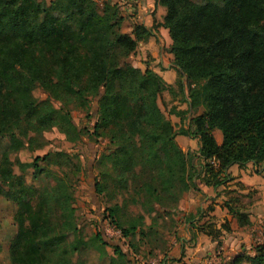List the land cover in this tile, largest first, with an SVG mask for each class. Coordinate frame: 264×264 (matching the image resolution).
Segmentation results:
<instances>
[{
    "label": "trees",
    "instance_id": "obj_1",
    "mask_svg": "<svg viewBox=\"0 0 264 264\" xmlns=\"http://www.w3.org/2000/svg\"><path fill=\"white\" fill-rule=\"evenodd\" d=\"M157 3L165 8L160 25L168 31L173 63L183 78L178 88L189 104L172 112L183 122L189 110L201 108L179 129L157 102L173 85L152 69L142 70L124 59L151 35V28L134 23L130 32L117 33L120 16L115 6L106 3L99 11L94 0H68L64 7L59 0H0V196L13 205L15 226L8 264H88L85 255L91 249L96 264H129L121 245L111 244L103 234L83 236L63 178L32 201L34 191L13 172L8 153L24 145L22 137L29 130L60 123L80 138L63 112L70 101L83 105L98 98L90 134L95 140H109L111 149L100 156L99 165L109 162L121 186L126 187L140 165L155 167L151 180L158 186L144 181L135 187L142 201L177 202L183 193L199 189L197 179L216 187L233 164L264 161V0ZM35 86L48 92L44 101L33 97ZM51 98L60 101L59 109ZM214 130L221 132L220 143ZM178 134L198 140L197 155L179 147ZM55 155L71 157L65 151ZM78 170L81 173L80 165ZM103 182L106 179L95 185L98 194L105 191ZM230 202H225L228 212L239 225L248 224L247 213ZM120 209L114 204L106 216L128 248L136 249L132 238L138 234L156 239L157 230H140L142 215L122 221ZM188 219L193 220L190 227H196L194 216ZM206 226L204 222L197 228L213 236ZM222 228L229 230V224ZM256 250L254 255L237 254L228 264H264V244Z\"/></svg>",
    "mask_w": 264,
    "mask_h": 264
},
{
    "label": "rangeland",
    "instance_id": "obj_2",
    "mask_svg": "<svg viewBox=\"0 0 264 264\" xmlns=\"http://www.w3.org/2000/svg\"><path fill=\"white\" fill-rule=\"evenodd\" d=\"M44 1L46 4H49L53 0ZM135 1L94 0L95 6L99 11L103 10L106 3L115 6L120 16L115 27L117 33L131 31L134 25L132 17L137 13L136 11L135 13L132 11ZM194 1L201 2L204 0ZM215 1L220 2L222 0ZM59 2L61 7H64L68 0H59ZM58 12L62 13V11ZM170 43L162 44V42L157 41V55L155 58L149 54H145L141 58L140 55H144V52L137 45L134 51L128 53V56L124 59L142 70L147 67L150 69L154 67L161 71L165 70L169 63L174 64L173 55L169 50ZM160 55H163V57H160ZM166 78L168 79L169 77L166 76ZM182 79L178 70H176L175 79L172 84L174 90L171 93L167 90L163 91L157 98L160 109L166 118L171 120L175 129L186 125L188 117L201 111V108L189 110L186 115L187 118L183 122H180L179 116L172 112L173 109L177 111L189 107V104L183 100L184 94L178 88L179 82ZM32 93L38 102L44 101L48 94L40 86H35ZM50 101L55 108L59 109L61 107L59 100L51 98ZM97 103V97L89 98V101L83 105L78 104L77 101H70L63 111L64 113L67 112V116L71 118L74 126L81 132L80 138H75L73 136L74 134L68 131L65 125L62 126L60 123L53 124L38 131L29 130L27 136L22 137L24 145L8 153L13 172L15 175L21 177L26 187L34 191L32 201H37L43 190L54 187L57 184V178H63L72 198L71 203L74 207V220L81 227L84 237L91 238L96 233L103 234V237L111 244L121 245L123 251L126 253V260L129 264H162L163 257L167 255L168 247L176 243L178 244L180 237L178 232H186L189 226L187 223L189 219L183 221V210L178 206L184 204L186 194L189 193L191 197L201 194L202 196L199 198V201H201L204 193H201L200 189H190L183 194L181 193L182 195L177 202L169 200L168 198L164 201H159V203L156 201H142L136 195L135 187L137 185L144 181H150L152 185L158 186L156 180H151V175L155 173V167H150L148 164L140 165L136 169V173L128 179L126 187L121 186L109 162L106 166L103 165L104 167L99 165L100 156L109 153L111 149L109 140L104 137L95 140L90 134L93 124L97 120ZM176 142L184 152L195 155L197 151L196 140L178 134L176 136ZM58 151H65L71 157H58L55 155ZM43 156H47V158L41 159ZM34 162L36 166H34ZM79 165L82 169L81 173L78 170ZM105 171L109 175L105 176ZM103 179L107 181L105 183L103 182L106 185L105 191L98 194L95 185L98 181L102 184ZM196 183L199 185L201 182L197 179ZM177 186L180 188L181 185L177 184ZM237 187L238 185L235 186V184H226L224 182L223 187H217L218 195L213 200L218 198L221 201L219 203L220 205L223 203L222 201H231L230 203L236 207L243 205L245 208L251 209L254 201L249 200L251 196L249 198L247 196L252 191L244 195L238 191L239 189ZM214 190L216 188L210 189L211 195L214 193ZM135 198H138L140 201H135ZM114 204H118L121 208L119 215H121L122 221L142 215L143 222L140 224V230L147 233L157 230L159 234H156V239H150L138 234L132 238L133 243L136 244V249L132 250V248H128L126 238L121 236L120 230L106 216L108 213L107 208ZM160 204L161 207H159ZM211 204L212 202L206 207H203L201 215L199 214L201 209L196 214L191 213V216H197L196 220H194L196 227H188L190 233L193 232L194 234L196 232L193 236L195 239L192 240L190 237L189 244L196 243V237L200 234L198 233L199 228L197 227L201 224H198V221L206 220V228L212 231L213 236H217L218 245L211 250V254L204 255V258L207 260L203 264H228L237 254L254 255L257 253V247L264 244V221L253 222L246 227H242L240 231V227L235 228L236 225H233V228L227 231L228 235L233 236L234 233H239L237 234L239 236L229 237L226 233H223L224 238L218 237L220 236V231L216 235L214 233L216 230L214 225H220L222 227L224 224L230 225V221L220 211H217V213L213 211L215 213L212 214V211L209 210ZM12 213L13 205L4 197L0 196V264H8L7 247L15 230L11 219ZM207 217H210L214 222H209L210 220H207ZM55 218L57 219V215ZM149 225H151V229L148 228ZM171 240H173V243L170 242ZM226 241L228 242L227 245ZM106 249L109 254H112L113 248L111 246L106 247ZM95 255L96 251L93 249L86 252L85 257L88 264H96ZM185 255L192 256L191 254ZM189 263L192 264L191 259H189ZM183 264L188 263L183 262ZM197 264L202 263L197 262ZM240 264L249 263L243 262Z\"/></svg>",
    "mask_w": 264,
    "mask_h": 264
},
{
    "label": "crops",
    "instance_id": "obj_3",
    "mask_svg": "<svg viewBox=\"0 0 264 264\" xmlns=\"http://www.w3.org/2000/svg\"><path fill=\"white\" fill-rule=\"evenodd\" d=\"M132 11L134 13L135 11L137 12L136 14H134V17H132L133 23H142L146 27L152 29L151 35L146 40L139 41L137 44L138 46H140V48L143 49L144 52V55H140V57L142 58L143 56H145V54H149L155 58L157 55L156 53L157 41L162 42V44L163 43L168 44L169 42H171L167 29L164 28L162 25H160V23H162L163 21V16L165 15V8L159 5L157 3V0H136L132 8ZM160 57H163V55H160ZM162 61L164 62V60ZM151 69L156 73H158L160 76H162V78L167 83L173 84L175 79V72L177 70L175 64L169 63L166 66V69L162 71L157 70L154 67H151ZM166 76H168L169 78L167 79ZM213 134L217 143H220L222 140L221 132L219 130H214ZM194 140L197 141V149H198V140L197 139ZM195 154L197 155V151ZM198 160H199L198 157H194L193 161L195 167H198L199 165ZM224 182H226V184H235V186L238 185L237 187L239 189L238 191L244 195L247 192L252 191V193H250V195L247 196L248 198L251 196L249 200L254 201V205L251 207V209L245 208L243 205L238 206L240 211L247 213L248 221H249L248 224L243 226L239 225L237 218L232 216V214L228 212L225 206L226 201H222L223 203L220 205L219 203L221 201L218 198L213 200V198H215L218 195L217 187L219 186L223 187ZM198 187L201 190V193H204V197L201 201H199V198L202 196L201 194L191 197V195H189L188 193L185 195L186 201H184V204L178 206L180 209L183 210V214H184V217H182L183 221L194 216V215L191 216V213L196 214V212H198V210L200 209L202 212L203 207L209 205L210 202H212V204L209 206V210L212 211V214H214L215 212L217 213V211L224 213L223 216L224 217L226 216L228 221H230V225H232L231 227L229 225V229L233 228V225H236L235 228L240 227L239 228L240 231L242 227H246L247 225H250L253 222L264 221V161L259 164H255L253 162H248L243 165L233 164L228 168L227 177L225 181H223V183H221L220 185L216 187H212L205 185L204 183L201 182L199 183ZM212 188H216V190H214V193L211 195L210 189L212 190ZM196 218L197 216H194L195 220ZM207 220H210L209 222H214L212 219H210V217H207ZM192 221L193 220L191 219L187 221L189 226L192 223ZM205 221L206 220L198 221V224L204 223ZM188 227L186 229V232L183 231L178 232L180 236L179 242L178 244L176 243L168 247L167 255L163 257L164 260L162 261V264H183V262L190 264L189 259H191L192 264H197V262L203 264L207 260L204 258V255L209 253L211 254V250L216 245H218V241L216 238H213V236L210 234H206L200 231H198V233L200 234H198L196 237L197 239L196 243L189 244L188 242L190 240L191 233ZM214 227L220 230V236L218 237L224 238L223 233H226V235L229 237L239 236L237 235L239 233H234L233 236H231L230 234L228 235L227 231L229 230H225L220 225H214ZM194 234H196V232ZM170 242L173 243V240H171ZM227 243L228 242L226 241V245ZM185 254H191L192 256L189 257V255L186 256Z\"/></svg>",
    "mask_w": 264,
    "mask_h": 264
},
{
    "label": "built area",
    "instance_id": "obj_4",
    "mask_svg": "<svg viewBox=\"0 0 264 264\" xmlns=\"http://www.w3.org/2000/svg\"><path fill=\"white\" fill-rule=\"evenodd\" d=\"M214 165H217V161L215 159L210 160Z\"/></svg>",
    "mask_w": 264,
    "mask_h": 264
}]
</instances>
